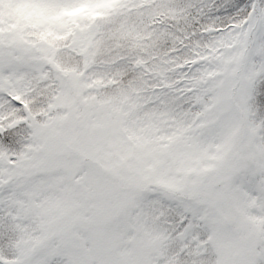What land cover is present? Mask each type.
<instances>
[{"label": "snow or ice", "instance_id": "6c2138e0", "mask_svg": "<svg viewBox=\"0 0 264 264\" xmlns=\"http://www.w3.org/2000/svg\"><path fill=\"white\" fill-rule=\"evenodd\" d=\"M0 264H264V0H0Z\"/></svg>", "mask_w": 264, "mask_h": 264}]
</instances>
